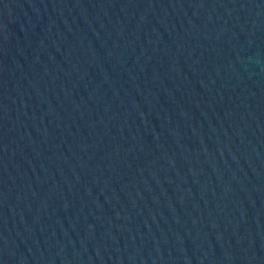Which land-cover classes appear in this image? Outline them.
I'll use <instances>...</instances> for the list:
<instances>
[{
    "label": "water",
    "instance_id": "water-1",
    "mask_svg": "<svg viewBox=\"0 0 264 264\" xmlns=\"http://www.w3.org/2000/svg\"><path fill=\"white\" fill-rule=\"evenodd\" d=\"M0 264H264V0H0Z\"/></svg>",
    "mask_w": 264,
    "mask_h": 264
}]
</instances>
